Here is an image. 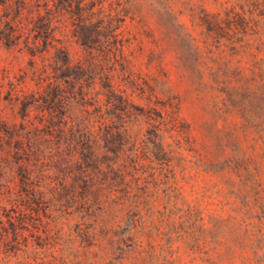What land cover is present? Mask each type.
I'll return each mask as SVG.
<instances>
[{
	"label": "trees",
	"instance_id": "trees-1",
	"mask_svg": "<svg viewBox=\"0 0 264 264\" xmlns=\"http://www.w3.org/2000/svg\"><path fill=\"white\" fill-rule=\"evenodd\" d=\"M121 3L54 0L42 13L26 0L18 2L16 17L25 7L37 15L32 21L37 34L22 40L12 28L8 46L32 57L33 75L47 87L41 96L15 97L23 124L37 109L40 126L4 129L0 244H120L152 237L147 226L154 224L160 203L168 207L177 200L174 161L192 145L190 126L178 98L128 54L132 39L120 37L119 30L132 12ZM66 15L78 25L60 43L52 21ZM200 19L207 45L224 55L226 102L264 119V0H224L219 12L204 10ZM74 41L84 47L82 56L70 50ZM101 41L109 48L96 50L93 44ZM39 55L42 66L34 61Z\"/></svg>",
	"mask_w": 264,
	"mask_h": 264
},
{
	"label": "rangeland",
	"instance_id": "rangeland-1",
	"mask_svg": "<svg viewBox=\"0 0 264 264\" xmlns=\"http://www.w3.org/2000/svg\"><path fill=\"white\" fill-rule=\"evenodd\" d=\"M19 1L0 0V144L8 140L5 127L17 131L32 129L31 123L40 126L42 113L37 109L23 124L15 97L25 100L34 92L41 96L47 87L33 75L32 57L8 46L13 29L22 40L37 34L32 22L37 15L28 7L16 17ZM26 1L42 13L54 2ZM121 2L132 12L119 30L120 37L128 34L132 39L128 54L132 52L137 67L178 98L190 126L192 145L174 161L179 196L168 207L160 203L154 224L147 226L152 237L120 244L5 243L0 244V264H264V119L226 102L223 88L228 78L220 64L224 55L207 45L200 19L204 10L219 12L224 0ZM100 8L98 4L96 11ZM101 15L97 13L100 20ZM74 24L78 22L70 15L54 17L52 31L60 43L72 36ZM69 45L74 54L83 55L79 41ZM105 45L101 41L93 47L100 51L109 48ZM34 61L43 65L40 55ZM134 103L142 104L137 97ZM16 249L20 251L14 255Z\"/></svg>",
	"mask_w": 264,
	"mask_h": 264
}]
</instances>
